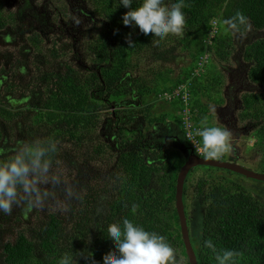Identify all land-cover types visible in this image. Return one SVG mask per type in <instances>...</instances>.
Masks as SVG:
<instances>
[{"label":"trees","instance_id":"1","mask_svg":"<svg viewBox=\"0 0 264 264\" xmlns=\"http://www.w3.org/2000/svg\"><path fill=\"white\" fill-rule=\"evenodd\" d=\"M86 2L92 12L100 17L97 32L90 36L89 42L86 41L89 45L90 69L85 72L72 67L69 62L58 67L57 64L62 62L58 59L56 41L47 47L41 44L39 34L31 37L38 48L36 58L45 57V60L36 59L39 67L35 83L40 91L37 97L32 94L31 101L26 105L28 111L20 115L21 122H11L15 113L2 105L6 99L0 93V122L5 123L2 127L0 125V148L5 150L4 155L11 154L19 140L54 138L58 142V152L53 157V169L62 165L72 152H83L86 156L91 148L92 157H101L106 144L100 143L99 138L93 135L99 124L98 119L109 112L111 118L108 121L118 124L123 122L127 111L130 115L140 112L147 119L152 117L154 130L155 124L161 127L169 123L167 119L176 121L179 126L175 123L176 127L172 126L171 133L177 129L179 134L174 137L173 133L171 137L181 140L189 152L190 143L185 138L186 109H189V120L196 126L213 124L210 114L207 116L209 106L206 98L213 100L217 97L213 92L221 91L218 86L220 73L214 71L213 64H209V56L204 70L199 74L195 73L198 62L206 54L212 53L219 62H227L233 57L236 46L242 44L241 41L245 45L243 57L249 64L247 77L263 90L244 96L240 117L243 120L250 118L255 126L260 125L253 145H257L264 154V0H185L183 11L186 13V26L183 37L169 35L159 42V46L151 35L141 32L139 26L123 24L122 17L128 9L117 6L118 0ZM2 6L0 0V27L12 24V18V25L17 31V26L24 19L22 10L8 18ZM136 6V3L132 5ZM237 11H242L248 17L251 28L234 34L226 31L224 21ZM47 21L53 20L46 19L44 24ZM129 39L135 42V46H129ZM181 49L189 50L193 63L175 75L174 67L170 65ZM148 60L152 68L145 65ZM161 65L167 68L159 70ZM151 76L155 79L154 87L150 84ZM181 84H187L191 94L188 106L181 98L171 101L160 98V94L166 90L172 92ZM44 86L46 89L42 91ZM14 87L26 88L20 82ZM9 90H12V86ZM136 98L148 103L146 110H128L119 105L114 108L112 104L124 99L136 101ZM215 101L220 102L218 99ZM160 104L164 109L161 112L158 111ZM37 110L38 117L42 118V111L47 114L43 120L46 121L44 129L39 125V118H36V122H30ZM126 126H118L121 141L117 143L120 152L115 169L105 177L92 180V185L88 183L87 187H83L85 184H80L75 191L81 195L73 199L64 212H48L45 218L38 220L36 226L16 220L19 225L13 229H10L9 216H0V264H58L59 258L65 254L74 255L77 264H91L93 259L97 264H104V257L116 251L115 242L107 236V226L113 223L122 225L125 218L164 235L190 264L174 205L177 178L185 161L181 156L183 153L173 151L171 154L167 150L169 155H166L163 146L153 144L147 133L142 131L143 128L135 131ZM14 130H18V137ZM136 137L138 144L130 145ZM165 138L166 135L161 140L166 141ZM67 144L72 146V151L67 152ZM262 164L264 167V161ZM198 168L190 172L195 173ZM205 174L206 177L202 172L197 178L193 174L192 178L186 179L184 187L185 194L186 184L193 180L202 192L203 235L197 242L192 240L198 264H217L212 250L204 246L207 239H212L218 250H236L239 253L236 264H264V204L237 182L225 183L222 175ZM159 179L163 180L162 185L157 184ZM111 181L113 183L110 184ZM98 200L107 205L104 216L93 205ZM9 234L16 237L6 238Z\"/></svg>","mask_w":264,"mask_h":264},{"label":"rangeland","instance_id":"2","mask_svg":"<svg viewBox=\"0 0 264 264\" xmlns=\"http://www.w3.org/2000/svg\"><path fill=\"white\" fill-rule=\"evenodd\" d=\"M1 2L3 3L2 7L8 18H10L9 15L16 13L19 8H22L23 6H29L30 8H33L34 6L37 8V12L40 13V16L34 20L30 18V15H27L26 20L24 22H20L19 26H17V31L13 29L11 31H9V29H4L3 32L0 31L3 34V40L0 39V50L5 52L7 57V60L0 57V68H8V61L14 60L15 55L20 53V50L26 49V53H30L29 58H27L26 55L20 53L24 56V59L27 60H25V64H27V66L29 61V69L19 74L21 79L17 80L16 78L15 80L16 82L23 83L26 86L24 90L14 86H12V90H9L10 84H3L0 81V93L4 96V99H6L2 102V105L5 106L6 109H9L15 113V116H13L14 118H12L11 122H21L22 119L20 115L28 111L26 105L31 101L30 98H32V94L34 93L35 97H37L36 94L38 91H40V89H36L37 84L35 83V78L38 74L39 67V62L36 59L40 60V58H36L38 48L30 41V36L26 34L27 36L23 40L21 37L22 35L19 33V29L22 28V31L25 29L26 33H28L29 29L34 26V32L42 31L43 36H41V44L47 47L52 46V43L55 40L56 50L59 53L58 59L62 62L57 64L58 67L61 68L62 64L69 62L72 67L81 70L83 69L85 72H87L88 68L90 69V57L87 54L89 52V45L86 43V41L89 42L90 36H93V34L97 32L100 17L92 12L91 7L87 4L86 0H55L54 3L53 0H1ZM57 9L59 11H57ZM44 16H46L48 20H54V18H56L58 23H52L51 26L46 24L44 26L41 23V19H46ZM74 18L79 19L81 23L79 25L74 23ZM10 20L12 24H14L12 18H10ZM241 42L242 44L239 43L236 46L233 57H231L227 62H219V60L213 57V53L212 55H209V64H213L214 71L220 73L221 82L218 86L221 91L219 92L218 90H215L213 92L214 95L217 96L213 100L206 98L209 106L207 116L210 114L213 124L215 123L222 127H228L233 132V150L227 155L226 160L237 163L256 172L263 173L264 167L262 162L264 161V154L257 147V145H253V143L256 141V132L260 125L255 126V122H253V120H249L250 118L243 120L240 117L244 96L248 93H257L259 92L258 90H263V88H258L257 85L252 84L247 77L249 64L243 57L245 45L243 41ZM24 45L27 48H22ZM61 49L62 51H60ZM177 52L179 54L178 57L170 65L171 67H174L173 74L175 75L179 74L181 71H185L191 67V64L193 63L189 50L181 49ZM24 59L19 58L17 63H22ZM158 64H160V62H158ZM206 64L207 63H205V65L202 67V70L205 68ZM145 65H149V67L152 68V63L149 60ZM166 68L167 66L161 65L159 70H165ZM141 69H143V65H141ZM14 72L16 74L18 73L16 68L14 69ZM151 79L153 84H150L154 87V76H151ZM6 86H8L9 89ZM45 89L46 88L44 86L42 91ZM217 99L220 100V102H216L215 100ZM37 102L38 100L35 102L33 101V104ZM112 104L114 108L116 105H119L120 107L128 108V110L134 108L136 111L141 110V108L146 110L148 103L143 102L141 98H136V101L124 99L120 101H113ZM212 105H215L217 108L215 113L210 110V106ZM158 107L159 112L164 110L161 104L158 105ZM114 108H112V110H114ZM38 113L39 112L37 110L36 113L32 114L34 117H31L30 122H36V118H39L41 122L39 125H41V127L44 129L43 124L46 121L43 120L47 117V114H45L43 111L42 113L40 112L42 116L41 118L38 117ZM125 113V119L123 120L124 123L119 122L116 124V122H109L108 120L111 118L109 112L103 113L101 118L98 119L99 124L93 135L99 138L98 140H100V143L106 144V150L102 153L101 157L98 155L92 157L91 148L90 152L87 153L86 156L83 155V152H81V154L72 152L68 159H65L62 165L59 164L54 169V171L63 174L64 179L72 186L74 191L78 189L80 184H85L83 187H87L88 183L92 185V180L99 178L100 176L105 177L115 169L117 165V155L120 152L117 149V143L121 141V137L118 135V126L121 124H127L126 127H129V130L135 129V131H138L139 128H143L142 131L147 133L146 136L150 137L153 144H159L163 146V151L166 155H169L168 151H171V154L173 151H180L183 153L181 156L182 159L185 160L184 163L188 159V155L185 154L187 151L183 147L181 140H176L171 137L173 133H175L174 137H177L176 135L179 134V130L177 129L171 133L173 130L172 126L176 127V121L173 120L172 122V120L167 119L166 121L169 123L165 125L162 124L161 127L155 124L156 130L159 129L156 131L152 127L155 123V121H152V117H148L147 119L140 112L138 114L134 112L132 115H130L129 111ZM132 116L134 117L133 119ZM185 120H187V118H185ZM3 124L5 123L0 122L1 127ZM18 130H14V133L17 135V137L19 136ZM165 135L166 141L161 140L162 137H165ZM10 136H12V134H10ZM96 142L99 144L98 141ZM138 142V138L136 137L133 141H131L130 145H137ZM65 148L68 150L67 152L72 151L71 145L67 144L65 145ZM195 170H197V172H190V174L187 176V179L192 178L193 174L197 175L196 178L200 177L198 174H201L202 172L204 173V177H206L205 173L215 174L216 176L222 175L221 177L225 181L223 179L222 180L225 183H230L233 181L237 182L243 188L255 195V197L264 204V181L251 179L232 171L229 172V170L226 169H209L203 165L199 166V168ZM194 182L195 181L190 180V183L188 182V185L186 184L187 188L186 193L184 194V203L189 218L190 236L193 242H197V240L202 239L203 235L202 229L204 214L202 211L204 210V205L202 201V192L196 187ZM111 183L113 182L111 181L110 184ZM162 183V179H159L157 182L158 185H162ZM84 191L85 190H81V192ZM55 192V198L50 200L46 207L35 208L27 218H25L23 215L22 207L14 206L12 214L8 215L11 219L10 229H13L19 225L18 223L16 224V220H22L25 223H31L36 226L38 224V220L40 218H45L48 212H64V210L69 208V203L81 195L80 192L75 191L76 195L74 197L67 198L64 193L63 184L57 185ZM93 205L94 207H97L99 214L102 216L106 215L108 208L104 201L98 200L96 203L94 202ZM1 215L2 214H0V216ZM15 237V234L6 235V238L10 239H14ZM181 256L183 257L185 264H187L186 258L183 256V254Z\"/></svg>","mask_w":264,"mask_h":264},{"label":"clouds","instance_id":"3","mask_svg":"<svg viewBox=\"0 0 264 264\" xmlns=\"http://www.w3.org/2000/svg\"><path fill=\"white\" fill-rule=\"evenodd\" d=\"M134 3L136 7H132ZM120 5L128 9L122 17L123 24L139 26L141 32L153 37L157 46L169 35L178 38L184 35L185 0H118L117 6ZM74 23L79 25L81 21L74 18ZM224 24L226 31L234 34L251 28L248 17L242 11H237ZM128 43L130 47L135 46L131 39ZM210 110L215 113L217 108L212 105ZM195 135L202 138L200 151L208 160L222 159L233 150V132L228 127L204 124L196 129ZM4 152L0 148V214L11 215L16 206L22 207L27 218L35 208L46 207L55 198V188L59 184L64 185L67 198L76 195L63 174L53 169V157L58 152V142L54 138L19 140L11 154L4 155ZM107 236L115 242L116 251L104 257V264H185L179 249L164 235L149 231L127 218L122 225L109 224ZM204 246L212 250L217 264H236L239 256L236 250H218L212 239L205 240ZM90 262L97 264L94 259ZM58 264L77 262L74 255L65 254L59 258Z\"/></svg>","mask_w":264,"mask_h":264},{"label":"water","instance_id":"4","mask_svg":"<svg viewBox=\"0 0 264 264\" xmlns=\"http://www.w3.org/2000/svg\"><path fill=\"white\" fill-rule=\"evenodd\" d=\"M185 154L188 155L187 156L188 159L182 165L178 174L177 183H176L175 205L179 216L180 229L185 244L188 261L190 264H198L196 252L190 236L189 222H188L189 218L187 216L185 203H184V187L189 172L192 169L203 165L208 167L226 169L241 174L245 177L259 181H264V172L263 173L256 172L252 169L246 168L244 166L228 161L226 159L208 160L204 156H201L194 151H191L190 153L187 151Z\"/></svg>","mask_w":264,"mask_h":264},{"label":"flooded vegetation","instance_id":"5","mask_svg":"<svg viewBox=\"0 0 264 264\" xmlns=\"http://www.w3.org/2000/svg\"><path fill=\"white\" fill-rule=\"evenodd\" d=\"M29 5H31V4H29ZM20 10H22V14L24 16L23 22L26 20L27 15H30V18H32L33 20L35 18H38L40 16V13L37 12V8L34 7V6H33V8H30L29 6H26V7L23 6L22 8H19V10L16 13H18ZM57 11H59V10L57 9ZM44 17L46 18V16H44ZM57 18H59V17H57ZM46 19L48 20V18H46ZM46 19H41V23L44 26L46 25V24H44V22L46 21ZM52 23H58L57 20H56V18H54L53 21H47V24H49L50 26H51ZM4 29H9V31H11L12 29L14 30V26L12 24H7L3 28L0 27V31L1 32H3ZM1 32H0V39L3 40V34ZM19 33L22 35L21 37L23 38V40L25 39V37L27 35H29L30 36V41H31V37H34L37 34H39L38 37L43 36L42 31L34 32V26H32L29 29V32L28 33H26L25 29H24V31H20ZM17 35L20 36L19 34H17ZM27 41H28V38H27ZM22 48H27V47H25V45H24ZM19 52L22 53L23 55H26L27 58L30 57V53H26L27 52L26 49H22ZM20 53H17L15 55L14 60H9L8 61V63H9L8 64V68H6V69L0 68V81H1V83L7 84V85L10 84V87L11 86H14V85H17L19 82H16L15 81L16 78H17V80L18 79H21L19 74H21V73H23V71H27L29 69V61H28V66H27V64H25V60L26 59H24V56L21 55ZM0 57L7 60V57L5 55V52H3L2 50H0ZM19 58H23L24 61L22 63H17ZM39 58H40V60L41 59L42 60H45V57H39ZM15 68L18 71L17 74L14 72V69ZM188 149L190 150L189 151V153H190L192 151V149H190V147ZM185 150L188 151L187 149H185Z\"/></svg>","mask_w":264,"mask_h":264},{"label":"built area","instance_id":"6","mask_svg":"<svg viewBox=\"0 0 264 264\" xmlns=\"http://www.w3.org/2000/svg\"><path fill=\"white\" fill-rule=\"evenodd\" d=\"M208 56L209 55L206 54L202 59L199 60L198 68H196L195 73L199 74L201 71L204 70V69L202 70V67L208 61ZM190 97H191V94L189 92L187 84H181L180 86L176 87L172 92H170L169 90H166L164 93L160 94V98L168 99L169 101L175 98H181L186 104V106H188L189 104ZM188 111L189 109H186V116L184 117V122H186L185 123V129H186L185 138L190 143V149H192V151H195L197 154L203 156L200 151V145L202 143L201 139L195 135L196 129L199 128L200 126H196L192 121L189 120L187 116ZM185 118H187V120H185Z\"/></svg>","mask_w":264,"mask_h":264},{"label":"bare ground","instance_id":"7","mask_svg":"<svg viewBox=\"0 0 264 264\" xmlns=\"http://www.w3.org/2000/svg\"><path fill=\"white\" fill-rule=\"evenodd\" d=\"M241 175V174H240Z\"/></svg>","mask_w":264,"mask_h":264}]
</instances>
